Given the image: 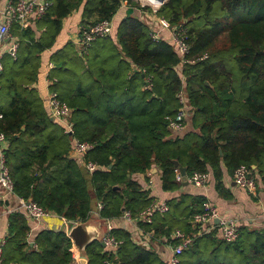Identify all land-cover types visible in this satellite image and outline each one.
Listing matches in <instances>:
<instances>
[{
	"label": "trees",
	"instance_id": "1",
	"mask_svg": "<svg viewBox=\"0 0 264 264\" xmlns=\"http://www.w3.org/2000/svg\"><path fill=\"white\" fill-rule=\"evenodd\" d=\"M48 1L46 12L35 22L36 30L12 26L17 48L11 63L4 62V54L1 59L0 81L8 69L10 76L7 106L0 105V131L8 141L3 155L15 195L35 201L64 221L78 222L90 216L93 196L102 204L99 217L103 219L124 211L136 217L155 198L133 175L157 165L163 189L174 190L180 183L175 180L173 159L186 166L187 174L207 172L209 166L220 175L221 161L231 171L240 164L255 165L253 170L264 183V0L161 4L155 16L186 31L190 47L185 62L168 40L152 36L151 24L128 11L116 27L115 38H96L84 51H73L78 58L86 54L81 73L58 57L67 55L71 42L51 55L49 87L65 103L72 101L68 104L72 135L90 143L83 159L97 164L92 173L68 156L72 136L50 119L44 100L32 86L40 55L53 45L62 18L75 6L82 4L81 24L89 26L111 20L124 1L129 8L139 4L134 0ZM181 90L192 112V131L174 136L166 116H174L182 106ZM166 202L168 211L156 213L151 223L137 220L152 237L164 236L173 245L177 241L170 234L176 229L189 234L203 229L189 220L201 208V198L181 195ZM8 219L2 264L72 263V241L63 230L43 229L28 241L24 213L11 212ZM217 228L195 236L178 255L177 264H264V232L254 235L240 228L238 237L226 242L216 236ZM110 233L122 243L106 250L94 241L86 248L88 264H103L107 258L116 264H167L156 251L133 241L128 231L114 227ZM202 246L204 250L215 246L223 253L216 261L219 254L205 256Z\"/></svg>",
	"mask_w": 264,
	"mask_h": 264
},
{
	"label": "crops",
	"instance_id": "2",
	"mask_svg": "<svg viewBox=\"0 0 264 264\" xmlns=\"http://www.w3.org/2000/svg\"><path fill=\"white\" fill-rule=\"evenodd\" d=\"M17 0H0V11L5 8L8 2H16ZM42 1V0H38ZM129 5L124 1L120 8L117 10L115 15L111 18L112 23V32L110 35L115 38L116 27L122 17L127 13ZM144 5L139 4V7L133 8V13L142 18L146 23H150L148 19H151V14L144 11ZM81 13H82V4L80 6H75L71 12L62 18L61 28L57 34L53 45L44 50L40 57L41 63L38 69L37 77L32 86L37 90L39 96L44 100L47 111L49 112L46 97L51 91L49 87V75L50 69L53 67V62L51 61V55L57 50L61 49L66 43L71 42L76 45L77 50H79V33L81 27ZM155 16V13H154ZM153 16V17H154ZM94 17H91L93 19ZM157 20V17H154ZM38 18L30 17L29 25L36 30L35 22ZM15 23V22H14ZM12 24L13 27L17 24ZM11 26V28H12ZM19 26V24H18ZM156 25V30H157ZM20 29H22L19 26ZM26 28V27H25ZM11 35H12V30ZM169 31L160 30L159 35H163L170 39ZM8 43L17 41V37L12 35V38L7 39ZM18 45V42H17ZM186 111L189 110L190 106L186 104ZM187 117V116H186ZM188 125V124H187ZM185 124L184 130L187 127ZM191 125V123H189ZM183 131V130H182ZM181 131V132H182ZM192 131L190 128L188 131L181 134V132H174V136H182L187 132ZM178 133V134H177ZM177 134V135H176ZM7 139L3 143V147L7 146ZM69 157H72L69 152ZM1 159V156H0ZM253 169L255 165L251 166ZM83 168V167H82ZM155 169L152 171V169ZM84 169V168H83ZM220 175H215L212 169L207 166V172L209 175L208 181L201 186L194 185L189 182H181L179 186L174 190L163 189L162 187V177L161 169L157 165H153L149 171L144 173H136L133 177L146 189L149 193V196L157 200H177L181 195H188L193 198H201L203 201H209L212 206L216 209L219 219L226 221H233L238 229L242 228L249 231V233L254 234L256 231L264 232V183L259 178L258 174L253 170L254 176L256 179V189L254 192L248 191L245 188L239 187L236 185L235 181L232 178L233 171L228 170V168L221 161L220 163ZM187 172V170H186ZM87 180H90V175L87 174ZM3 190L0 188V243L5 241L8 236V222L9 214L14 211H21L27 218L29 225V233L27 236L28 241H32L34 236L41 230L46 229L50 231H60L63 230L66 234L70 228V225L65 222L61 217L57 215H52L50 218H46L40 222H36L27 217L22 203L19 200L20 197L14 193L8 195L7 197H2ZM99 200L94 196L91 200V209L90 215H98L97 204ZM138 220V219H137ZM135 218H126L123 213L113 219H109V223L112 225V228L119 227L125 231H128L133 239L138 245H141L145 248L152 249L156 251L159 256L169 264V257L171 255V247L169 243L166 242L164 236L152 237L148 236L143 232V228L139 226ZM107 221H102V224L106 225ZM217 224H210L209 226L215 227ZM207 227V225H204ZM239 232V230H238ZM107 233V229H105ZM255 235V234H254ZM219 237V229L217 228V235ZM103 240V239H102ZM73 247V245H72ZM215 247V246H214ZM213 247V248H214ZM104 248L106 249L105 245ZM201 248V247H200ZM204 255L212 257L214 254L218 253L216 261L220 258L223 252L219 250H214L213 248L208 247L207 250H204L202 246ZM216 253H215V252ZM73 252L75 254L74 248ZM71 264H78L76 258H73Z\"/></svg>",
	"mask_w": 264,
	"mask_h": 264
},
{
	"label": "built area",
	"instance_id": "3",
	"mask_svg": "<svg viewBox=\"0 0 264 264\" xmlns=\"http://www.w3.org/2000/svg\"><path fill=\"white\" fill-rule=\"evenodd\" d=\"M49 6L48 0H17L16 2H8L5 8L0 11V74L2 72V55L4 53L13 54L17 48V41L9 42L7 39H11V26L14 22H17L21 28H25L29 25L30 17L40 18L47 10ZM157 30L154 28L151 31V34L154 38L160 37V30H167L171 33L170 39L174 44V49L176 53L180 56L183 62L186 61V55L189 51V43L187 40L186 31L180 25H170L168 20L162 17H157ZM112 32V23L111 20L103 19L92 25L80 27L79 33V50L84 51L85 48L96 38L104 37L110 35ZM5 44L7 47L5 48ZM179 101L181 102V107L177 111L174 116H166L168 128L171 131L181 132L185 127V119H186V96L183 90H181L178 94ZM47 106L49 109V114L58 121L63 127V131L65 133H69L72 136L71 138V147H70V155L72 157L78 159L82 166L89 172L92 173L94 170L98 168L97 164L93 161H88L83 159L87 150L91 147L90 143L87 141H81L75 138L73 133V123L71 120V107L62 101L57 93L54 90H51L46 97ZM1 117V114H0ZM6 140V135L3 131H0V188L3 190L2 197H7L8 195L13 193V181L10 176V172L8 166L6 164L3 152L4 148L3 143ZM175 180L179 183L183 181H187L197 186L204 185L208 179V172L194 170L190 174H185L182 176L176 168L175 170ZM232 178L235 181L236 185L239 187L245 188L248 191L254 192L256 189V179L254 176L253 168L246 164H240L233 170ZM22 203V207L27 217L31 220L40 222L46 218H50L53 214L41 207L35 201L31 199H23L20 197L19 199ZM102 204L98 202L97 204V213L99 215V210L101 209ZM169 209V206L164 200H152L146 207H144L136 217H132L128 211H124L123 215L126 218H135L139 219L142 222L147 224L152 222L153 216L156 213H165ZM218 217L216 209L212 206V204L205 200L201 204V208L194 212L189 220L193 226L199 225H207L211 224L214 218ZM64 220V219H63ZM107 221V233H105L103 237V242L105 244L106 250H114L119 244L122 243L120 239L115 238L114 235L110 233L112 229V225L109 223V219H105ZM70 226L75 224L76 222L65 221ZM219 229V237L226 242L234 241L238 235V228L235 223L231 220L226 221L220 219L219 224H217ZM214 228V227H212ZM210 226L204 227L203 229H198L195 233L189 234L185 233L182 230L176 229L173 233L170 234L171 239H176V244L169 243V247H171V255L168 259L169 264H177L179 259L178 255L183 251L185 247L191 244L195 236L202 235L205 232H208L212 229ZM143 230V229H142ZM143 232L152 236L151 231ZM4 241L0 243V264H2V247ZM73 258H75V254L73 252ZM103 264H116L112 259L107 258L104 259Z\"/></svg>",
	"mask_w": 264,
	"mask_h": 264
},
{
	"label": "water",
	"instance_id": "4",
	"mask_svg": "<svg viewBox=\"0 0 264 264\" xmlns=\"http://www.w3.org/2000/svg\"><path fill=\"white\" fill-rule=\"evenodd\" d=\"M159 4H163L167 0H157ZM129 13L133 12V8L130 7L128 9ZM208 84V82H206ZM51 120L55 118L50 116ZM221 153V152H220ZM174 166L178 168L180 174L184 176L186 174V166L179 165L177 159L172 160ZM155 170L154 168L152 171ZM187 183V181H185ZM114 188H118V186H114ZM105 219L93 214L90 215L84 221H78L75 224L71 225L68 230V237L72 241V245L75 251V258L78 264H88L89 257L87 254V246L92 244L94 241L100 242V245L104 247L103 237L105 235V229H107L105 224H102V221ZM219 217H216L212 220V224H219ZM210 224L208 223L207 226Z\"/></svg>",
	"mask_w": 264,
	"mask_h": 264
},
{
	"label": "rangeland",
	"instance_id": "5",
	"mask_svg": "<svg viewBox=\"0 0 264 264\" xmlns=\"http://www.w3.org/2000/svg\"><path fill=\"white\" fill-rule=\"evenodd\" d=\"M134 1H136L138 4H143L145 7H148V8H145L144 9V11H146L147 13H149V14H151V19H148L147 17H145L147 20H149L150 21V23H152L153 25V27L154 28H156V24H157V22H156V20H155V16H154V13H155V11L159 8V6L161 5V4H158V5H153V4H149V3H146L145 1H142V0H134ZM154 16V17H153ZM14 24H17L18 25V23L17 22H15ZM153 28V29H154ZM168 34H169V37H171V33L170 32H168ZM162 36V38L163 39H166V40H168L172 45H173V47H174V44H173V42H172V40L171 39H169V38H167V37H165V36H163V35H161ZM73 44V43H72ZM7 47V44H5V48ZM75 49L77 50V47H76V45H69L68 46V48H66L65 50H67V55H59L58 57H61V59H64L68 64H71L72 65V68H73V70H74V72L77 74V73H81V71H82V68H81V64H85V62H86V54H84V56H82L81 58H78L74 53H73V51H75ZM64 50V51H65ZM63 51V52H64ZM62 52V53H63ZM12 55L13 54H10V53H4V62H8V63H11V61H12ZM2 66H3V64H2ZM8 72H7V74L8 73H10V71H9V69L7 70ZM7 74H6V78H4L2 81H0V105L1 106H5V104H6V102H7V99H6V85H7V83L9 82V76H7ZM4 98L6 99V102L4 101ZM82 101V100H81ZM68 104H72V101H70ZM187 104V103H186ZM6 106H7V104H6ZM186 107V106H185ZM5 108V107H4ZM186 109V108H185ZM190 110V109H189ZM191 115H192V112H189V111H187L186 112V115L185 116H187L186 117V119H185V124L187 125V127L185 128V130H183L182 132H181V134L182 133H184V132H186V131H188V129L190 128L191 130H192V126L191 125H189V123H191ZM172 133L174 134V132L172 131ZM178 134V133H177ZM176 134V135H177Z\"/></svg>",
	"mask_w": 264,
	"mask_h": 264
}]
</instances>
